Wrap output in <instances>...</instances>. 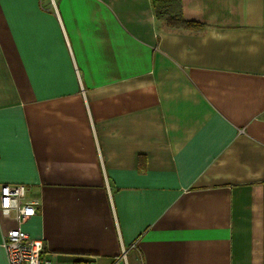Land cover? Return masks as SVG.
I'll use <instances>...</instances> for the list:
<instances>
[{"label":"crops","instance_id":"0c3cea01","mask_svg":"<svg viewBox=\"0 0 264 264\" xmlns=\"http://www.w3.org/2000/svg\"><path fill=\"white\" fill-rule=\"evenodd\" d=\"M179 6L0 0V186L52 264H264V0Z\"/></svg>","mask_w":264,"mask_h":264},{"label":"built area","instance_id":"2783aa9c","mask_svg":"<svg viewBox=\"0 0 264 264\" xmlns=\"http://www.w3.org/2000/svg\"><path fill=\"white\" fill-rule=\"evenodd\" d=\"M26 192L24 184L0 186V214L13 217L18 223L5 232L0 243L6 254V264H52L50 259L42 256L44 239L31 237L21 227L29 217L37 213L39 207V201L27 199Z\"/></svg>","mask_w":264,"mask_h":264},{"label":"trees","instance_id":"16d2710c","mask_svg":"<svg viewBox=\"0 0 264 264\" xmlns=\"http://www.w3.org/2000/svg\"><path fill=\"white\" fill-rule=\"evenodd\" d=\"M152 4L156 15L162 17L168 26L188 29L197 27L195 22L183 19L179 0H152Z\"/></svg>","mask_w":264,"mask_h":264}]
</instances>
